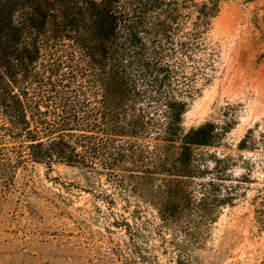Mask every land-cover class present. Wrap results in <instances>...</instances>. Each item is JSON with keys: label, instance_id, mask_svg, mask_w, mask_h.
Wrapping results in <instances>:
<instances>
[{"label": "trees", "instance_id": "trees-1", "mask_svg": "<svg viewBox=\"0 0 264 264\" xmlns=\"http://www.w3.org/2000/svg\"><path fill=\"white\" fill-rule=\"evenodd\" d=\"M223 1L0 0V170L61 164L89 192L103 177L155 210L188 264L234 199L220 173L205 182V149L231 128L183 129Z\"/></svg>", "mask_w": 264, "mask_h": 264}, {"label": "rangeland", "instance_id": "rangeland-1", "mask_svg": "<svg viewBox=\"0 0 264 264\" xmlns=\"http://www.w3.org/2000/svg\"><path fill=\"white\" fill-rule=\"evenodd\" d=\"M206 43L213 67L196 85L183 129L208 121L231 128L205 149V182L220 173L234 199L188 264H264V0L221 2ZM87 187L61 164L1 169L0 264L185 263L182 238L161 229L152 207L131 196L127 203L103 177Z\"/></svg>", "mask_w": 264, "mask_h": 264}]
</instances>
